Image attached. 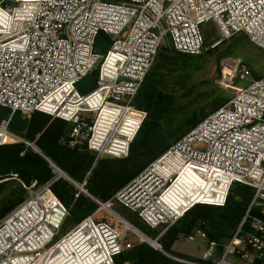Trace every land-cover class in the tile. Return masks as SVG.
Masks as SVG:
<instances>
[{"label":"built area","instance_id":"built-area-1","mask_svg":"<svg viewBox=\"0 0 264 264\" xmlns=\"http://www.w3.org/2000/svg\"><path fill=\"white\" fill-rule=\"evenodd\" d=\"M208 22L223 38L245 33L264 49V0H0V106L65 120L67 145L86 146L96 160L127 157L146 119L135 98L160 48L203 53ZM101 32L111 38L105 53L96 51ZM94 74L95 87L79 92L76 84ZM250 77V68L241 65L230 84ZM8 125L4 120L0 129L9 133ZM51 166L55 178L22 183L26 196L0 218V264H137L120 257L137 243L158 244L197 204L224 206L234 183L254 195L230 239L210 240L202 222L186 238L202 241L203 259L212 264H264V75L238 89L110 199L90 196L86 180L73 182L97 208L63 234L69 209L52 190L60 175ZM113 201L150 227L162 226L158 237L126 220Z\"/></svg>","mask_w":264,"mask_h":264},{"label":"trees","instance_id":"trees-1","mask_svg":"<svg viewBox=\"0 0 264 264\" xmlns=\"http://www.w3.org/2000/svg\"><path fill=\"white\" fill-rule=\"evenodd\" d=\"M110 43L111 38L101 32L96 40V49L106 51ZM161 49L157 56L161 55L162 63L159 66L153 65L154 68L146 75L135 98V106L145 111L147 116L127 157L96 160L95 154L86 149V146L78 149L67 145L70 125L65 120L38 111L32 113L31 118L23 120L19 118L21 112L13 114L9 123L10 130L24 141L0 144V194L7 186H15L0 198V218L24 199L26 190L22 183L30 185L36 181L42 185L55 178L51 163L76 183L86 180L85 188L90 196L107 200L169 147L167 143L163 146L158 144L161 122L173 113L176 102L175 94L166 91L168 72L164 68L168 67L167 63L186 59L187 54H172L175 52ZM217 107L218 105L214 108ZM206 116L204 112L201 116H193L186 122L187 127L192 128ZM26 141L34 143V146ZM52 190L69 209L66 222L77 223L97 208L89 195L79 192L66 178H57ZM253 195L251 187L234 183L224 206L197 204L188 210L159 239L162 250L141 242L124 253L120 259L131 260L137 264H186L174 260L172 255L187 258L196 264H212L210 260L187 257L174 251V242L180 234H190L199 222H203L209 239L223 244L242 221ZM256 212L252 207L250 213Z\"/></svg>","mask_w":264,"mask_h":264},{"label":"rangeland","instance_id":"rangeland-1","mask_svg":"<svg viewBox=\"0 0 264 264\" xmlns=\"http://www.w3.org/2000/svg\"><path fill=\"white\" fill-rule=\"evenodd\" d=\"M204 33L205 43L203 53L199 55L187 54L185 57L186 59H178L171 64L167 63L168 67L164 68V70L168 72L166 91L175 94L176 102L173 113L161 122L162 129L158 140L160 146L166 143L170 146L187 133L191 129L186 125V122L190 118L193 116H201L203 112L208 115L215 111L228 102L238 89L246 86L250 80L260 78L264 75V49L254 44L245 33H237L231 37L223 38L219 29L212 24V22L205 24ZM161 48V50L168 49L171 52H175L172 54H176L177 52L169 46H162ZM96 51L105 53L103 49H96ZM161 63L160 55L156 57L154 66H159ZM241 65H247L250 68L251 77L248 80H243L237 84L231 85L230 80L236 75ZM96 79L97 75L95 74L88 76L77 83L76 88L79 92L86 93L95 87ZM216 105H218V107L214 108ZM14 113L16 112H12L10 109L0 106V123L4 120L10 123ZM19 118L22 120L29 119L31 115L20 113ZM8 131L10 134L0 129V141L3 143L24 141L23 138L10 130L9 125ZM26 142L34 146V143ZM55 174L57 175V173ZM65 175L67 180L72 183L74 182L67 174ZM13 188H15V186H7L3 193L0 194V198L8 194ZM182 188V185L179 184L175 191H180ZM26 194L27 190L25 196ZM113 206L116 212L150 238L156 239L158 237L163 228L162 226L158 228L150 227L138 217L137 213L117 201H113ZM105 215L106 214L102 213L100 216L103 217ZM107 219L115 223L111 218L107 217ZM74 224L75 223L69 221L65 222L61 229V233H65ZM203 226L204 223L202 224V227ZM207 227L210 229L209 225ZM131 239L136 243L140 240V238L135 235L132 236ZM228 240H225L223 243H226ZM145 243L151 245L148 242ZM173 250L181 254L184 253L183 255L187 257L199 258L197 255L202 254V251L205 250V244L199 240L189 241L186 235L180 234L174 242ZM171 257L177 261H179L178 259L189 260L179 256L171 255ZM234 261L237 262L236 259H234Z\"/></svg>","mask_w":264,"mask_h":264},{"label":"water","instance_id":"water-1","mask_svg":"<svg viewBox=\"0 0 264 264\" xmlns=\"http://www.w3.org/2000/svg\"><path fill=\"white\" fill-rule=\"evenodd\" d=\"M47 160H48L49 162H51L48 158H47ZM58 172H59L60 177L67 178L66 175H65V173H64L63 171H61L59 168H58ZM150 244H151L152 246H154V247H157V246H158V244H157V242H156L155 240H153L152 242H150Z\"/></svg>","mask_w":264,"mask_h":264},{"label":"crops","instance_id":"crops-1","mask_svg":"<svg viewBox=\"0 0 264 264\" xmlns=\"http://www.w3.org/2000/svg\"><path fill=\"white\" fill-rule=\"evenodd\" d=\"M172 248L174 249V244H173ZM203 253H204V250L202 251V254L197 255V257L203 259ZM183 254H184V253H183ZM236 264H249V263L244 262V261H239V260H237Z\"/></svg>","mask_w":264,"mask_h":264},{"label":"bare ground","instance_id":"bare-ground-1","mask_svg":"<svg viewBox=\"0 0 264 264\" xmlns=\"http://www.w3.org/2000/svg\"><path fill=\"white\" fill-rule=\"evenodd\" d=\"M147 241H149V239H147ZM150 242H152V241H150Z\"/></svg>","mask_w":264,"mask_h":264}]
</instances>
